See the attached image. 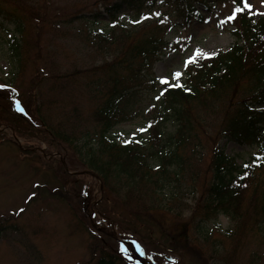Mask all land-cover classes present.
I'll return each instance as SVG.
<instances>
[{
    "label": "trees",
    "instance_id": "16d2710c",
    "mask_svg": "<svg viewBox=\"0 0 264 264\" xmlns=\"http://www.w3.org/2000/svg\"><path fill=\"white\" fill-rule=\"evenodd\" d=\"M4 1L0 0V17L17 28L9 48L21 64L28 60V42L23 37L27 27L34 26L39 37L46 22L59 31L65 26L61 22L70 24L80 20L79 16L84 18L82 11L69 14L65 20L51 21L49 11L37 0ZM101 1L113 20L112 27L80 34L88 48L107 54L103 64L75 68L62 75L41 74L42 79L50 80L48 89L54 96L50 94L37 104L34 88L26 95L30 98L26 103L19 92L23 110L16 115L20 126H25L24 122L34 131H44L53 147L67 145L76 150L100 176L103 192L123 193L122 203L138 211L137 217L126 213L130 216L127 220L136 219L160 229L161 237L153 243L160 250H154L160 254L158 260L166 254L180 253L196 258L199 255L197 264H264V16L256 19L248 8L235 13V19L228 21L235 27L236 41L231 49L187 64L185 72L169 85L146 74L169 47L164 35L167 27L157 19L154 25L134 31L119 21L122 10L141 11L149 0ZM168 1L184 6L189 21L202 17L196 2L210 9V3L216 0ZM234 6L244 7L242 0H235ZM133 32L142 35L135 39ZM121 37L127 41L126 46L108 52L107 48L112 49ZM79 76L85 79L83 84ZM156 83L160 87L158 108L147 121L149 135L120 143L111 132L140 114V108H136L139 88ZM85 101L91 105L89 111L84 108ZM171 120H175L176 131L169 134L166 124ZM223 139L257 146L258 151L238 165L236 158L220 147ZM172 183L180 194L184 190L198 194L187 216L186 209L170 206L176 194L167 197L165 190ZM141 200L144 204L139 206ZM100 205L102 212L107 209L106 201ZM110 210L103 213L120 226L124 214L112 207ZM162 213L169 215L164 222L157 218ZM221 214L232 221L225 232L217 235L207 229L205 233L199 231L202 223ZM191 228L198 234L190 235ZM5 229L0 223V237ZM89 231L93 237L99 233L113 241L100 229ZM115 243L119 250V241ZM106 247L101 243L94 264L127 261ZM249 251L250 255L244 257Z\"/></svg>",
    "mask_w": 264,
    "mask_h": 264
},
{
    "label": "rangeland",
    "instance_id": "374dc122",
    "mask_svg": "<svg viewBox=\"0 0 264 264\" xmlns=\"http://www.w3.org/2000/svg\"><path fill=\"white\" fill-rule=\"evenodd\" d=\"M37 1L38 5H43L49 11L51 21L65 20L63 18L69 14L82 11L84 18L79 16L80 20L70 24H66V20L61 22L60 25L65 26H61L59 31H54L46 22L41 26L39 37L34 26L27 27L23 37L28 42V60L21 64L15 61L14 52L9 48L11 37L18 34L17 28L0 17V85L7 86L6 89L0 88V223L6 227L0 237V264H94L101 243L107 244V250L119 254L129 264H141L139 255L138 258L133 257L136 249L130 242H123L125 240L144 242L146 252L155 254L152 257L158 264H197L200 256L196 258L190 254H166L158 260L160 254L154 250H160L153 243L161 237L160 229L152 224H144L135 217H132L135 222L127 220L130 216H126V213L138 215L135 212L137 209L127 208L123 204L125 201L122 203L121 199L125 198L123 193L103 192L100 176L83 162L76 150L72 151L67 145L53 147L46 141L44 131H34L24 122L25 126H20L16 112L23 110V103L17 94L22 92V100L27 103L30 98L26 95L36 89L35 100L40 104L46 96H54L48 89L50 80L42 79L41 74L62 75L75 68L94 65L97 68L103 64L107 54H98L94 47L88 48L80 33L95 28L108 30L113 25L106 4L101 0ZM149 1L138 12L122 10L119 21L134 28V31L154 25L157 19L167 27L164 35L169 47L160 54L151 71H147H150L149 74L146 72L150 79L156 78L162 82L166 78L173 84V74L184 73L185 61L190 57L195 58L194 63H200L219 52L229 51L236 41L235 28L226 22L227 18L235 15L234 0H216L210 3V9L196 2L204 17H191L189 21L185 19L188 12L184 6L168 0ZM248 3L252 5L250 11L256 19L264 16V0H248ZM133 35L137 39L142 32H133ZM55 36L59 39H55ZM126 42L121 37L107 51L114 53L117 48L125 47ZM198 49L201 50L199 55ZM78 79L82 84L85 82L81 76ZM158 93L160 87L157 83L140 87L136 94V108H140V114L115 126L112 136L123 143L149 135L147 121L158 108ZM87 102H84V108L89 111L91 105ZM166 125L169 134L176 131L175 120ZM14 136L20 139V143ZM219 145L236 158L238 165L245 163L258 150L257 146L240 145L227 139L220 141ZM171 186L165 190L167 197L176 194V201L170 206L180 211L186 209L187 216L190 213L188 207L195 203L194 198L198 194L187 190L180 194L173 183ZM105 201L107 209L103 212L109 213L112 207L124 214L120 218V226L112 225L110 217L102 212L100 204ZM142 202L139 206L144 204ZM122 206L125 210H122ZM130 206H134L132 202ZM160 215L157 218L162 222L169 216L167 213ZM226 216L221 214L202 223L199 231L205 233L207 229L215 231L217 235L225 232L232 224ZM90 228L100 229L113 241L104 239L99 233L93 237ZM194 234L198 232L191 228L190 235ZM116 240L123 242L119 250L115 249ZM249 255L250 251L244 257ZM126 262L122 261L124 264ZM143 264L151 263L147 261ZM210 264L216 263L212 261Z\"/></svg>",
    "mask_w": 264,
    "mask_h": 264
},
{
    "label": "snow or ice",
    "instance_id": "6c2138e0",
    "mask_svg": "<svg viewBox=\"0 0 264 264\" xmlns=\"http://www.w3.org/2000/svg\"><path fill=\"white\" fill-rule=\"evenodd\" d=\"M235 2V0H234ZM242 3L244 5L243 8L241 7H236L235 8V13H239V12H242L245 8H248V9H251L252 8V5L248 3V0H242ZM229 19H235V15H233L232 17H229ZM201 54V50H197V55ZM195 62V58L194 57H190L187 61H185V66H187V64H191V63H194ZM174 77H176L177 79L182 75L181 72H175L174 74ZM162 82L164 83H168V80L166 78H164L162 80ZM6 86L5 85H0V88H5ZM145 129H141V131H144ZM21 211H23V209H21Z\"/></svg>",
    "mask_w": 264,
    "mask_h": 264
}]
</instances>
